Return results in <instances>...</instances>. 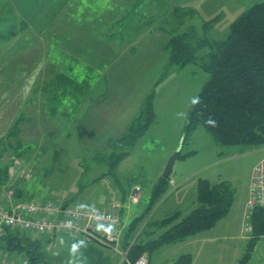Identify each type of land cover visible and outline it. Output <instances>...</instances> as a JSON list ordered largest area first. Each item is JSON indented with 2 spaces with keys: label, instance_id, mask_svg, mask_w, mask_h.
<instances>
[{
  "label": "rangeland",
  "instance_id": "rangeland-1",
  "mask_svg": "<svg viewBox=\"0 0 264 264\" xmlns=\"http://www.w3.org/2000/svg\"><path fill=\"white\" fill-rule=\"evenodd\" d=\"M262 1L81 0L77 4L75 2L70 4L65 13L68 16L64 26L68 28L57 30L55 23L53 28L41 38L31 33L25 36L24 32L18 34L14 41L3 42L6 39L0 37L2 40L0 41V76L5 79L3 81L4 94L0 95V117L2 119L0 127L3 128V132L0 130V134H6V131L17 120L19 126V130L13 137L4 139L3 143H0V158L3 157L2 161L0 159V168L14 155L17 158L20 157L19 160L24 163L26 159H30L31 163L34 161L36 174L34 173L25 200L50 201L57 204L62 199L69 198L71 205L79 206L84 197L91 198L94 204L109 203L108 199H111L112 195L115 200H118L119 197L122 199L123 195H129L130 190L132 193L134 185H137L142 191V200L137 210L143 206L148 208L147 212L142 215L144 217L138 223L131 238L139 240V242L154 232L159 234V218L161 216L173 215L172 213L183 214L187 210L193 209L194 205H198L197 187L200 180L209 181L212 185L226 183L232 192L234 202L227 217L220 223L218 222V225L216 224L215 230L218 233L227 231L228 235H239L236 233V226L241 220L244 201L249 199L250 177L256 164L253 153L259 147L219 145L202 127L194 128L187 134L185 128L188 125V119H183L185 118V108L192 109L197 95L205 83L210 80V74L194 65H189L184 69L167 68L165 54L162 61H159L157 49L151 43L147 45V48L153 58L148 63L132 64L131 68L125 64L130 69L126 75L134 73L133 79L138 78L139 84L134 81V87L139 95L145 91L150 92L147 87H153L159 79L162 77L163 79L154 91L155 96L158 97L155 98L156 102L154 101L157 126L150 128L130 151L129 157L122 161H118L117 156L126 151L114 149L112 152L108 148L107 152L102 154L92 148L94 146L93 144L91 146L88 138H80L81 126L84 129L86 127H83L84 116L78 113H82L86 109L90 103L89 100L87 99L78 107V99L68 100L66 96L62 95L63 90L55 93L52 83L61 74H69L68 70L72 68L71 72L77 76L78 82H81L85 76L92 83L95 82L91 88V92H94L93 98L99 92L101 96L105 95L106 84L98 74V69L93 68L91 59L86 60L91 55L96 56L95 49L99 47L96 38L98 35L95 34L96 32L94 33V30H97L100 25L93 26L91 21L95 19L96 22V19L99 18L100 22L101 15H103L100 8L108 7V4L114 8L117 6L118 18L136 9L135 14L133 13L132 27L140 24L143 20L145 22L153 20L152 25L134 33L130 38L131 41L135 39L136 42H139L145 37V32L159 26L165 28V31L172 35L195 32L198 37H205L214 42L226 39L231 25L250 8ZM75 5L80 11H71ZM2 7L4 5H1L0 2V9ZM182 9L192 12L183 24L180 22L179 26L174 14L175 11ZM5 11L8 10L6 8L4 11L0 10V35L3 37L9 36L12 30H21L18 19ZM211 20L216 21L212 22L208 32H204L205 22H211ZM25 37L30 42H27ZM48 39L55 41L57 45L48 44ZM22 44H27L23 47L28 50H23L20 53L31 58L26 64L31 67L35 76V80L31 84L34 92L28 94L27 97L22 94L26 85L25 77L18 84L21 96L12 89L11 75L13 71L17 74L18 70L17 65H12L18 61L17 58L21 59L17 56L18 52L16 51H18V45ZM62 45L78 50L66 51L61 48ZM49 47L53 49H49ZM105 47L112 49L113 52L106 53L112 60L119 55L122 56L125 49L128 51V45L119 40L111 41ZM61 49L64 50V54H61ZM44 55L47 57L44 58ZM93 62L95 64V60ZM141 64H147V66ZM120 65L116 69L117 77L123 81L125 76L120 74ZM24 68H20V70H25ZM26 74L27 72L24 76ZM73 74H71L72 77ZM159 97H161L160 103ZM20 98L27 100L19 101ZM28 100L30 102H27ZM108 100V103L112 102V99ZM161 103L163 105H160ZM181 127H184V131L179 139L177 130ZM178 149L181 158L176 160L171 172L170 184L167 185L168 192L161 199L156 198L154 194L156 186L159 185V179L163 175L165 169L163 167ZM4 150L6 152L2 153ZM12 153L13 155H11ZM10 166H12V161ZM103 176L110 177L113 184L103 186L99 179ZM185 177H187L186 180H184ZM172 180L177 184H171ZM183 181L186 182L179 184ZM113 188L116 189V195L112 191ZM79 191H84V193ZM246 209L247 207H245ZM244 221L245 218L242 226ZM28 236L39 243L47 264H104L99 254H87L86 251L90 246L82 236L65 234L53 237L33 233H28ZM138 236L140 239H137ZM157 236L151 238V242L156 241ZM243 239L237 243H225L229 249L232 247L237 249L238 260L235 264H264V236L244 235ZM73 245H77L75 251H73ZM91 247L97 249L99 245L92 242ZM100 249L102 252L110 253V258H112L111 251H106L103 246H100ZM156 251L151 255L154 264H159L169 257L168 251ZM228 257L230 258V256Z\"/></svg>",
  "mask_w": 264,
  "mask_h": 264
},
{
  "label": "trees",
  "instance_id": "trees-1",
  "mask_svg": "<svg viewBox=\"0 0 264 264\" xmlns=\"http://www.w3.org/2000/svg\"><path fill=\"white\" fill-rule=\"evenodd\" d=\"M141 1L138 0V2ZM109 5L108 7H99L103 14L101 15L103 23H101V20L99 22V18L96 19V22L95 19L91 21L93 26L100 25L97 30H94V33L96 32L95 34L98 35L96 38L99 47L95 49L96 56H93V58H97L99 66L95 69H98L97 71H99L98 74L101 75L102 81L105 80L104 71L117 59L112 60L106 55L109 51L113 52L111 48L105 47L107 43L109 44L114 40L126 43L128 52L134 55L137 40L131 41L130 38H132L134 33L140 32L141 28H146L153 23V20L149 22L143 20V22L136 24L133 28L132 19L136 9L118 18L119 11L116 9L117 6L114 8ZM191 12H186L184 9L175 11L174 17L177 25L180 26V22L183 24ZM215 21L205 22L203 26L204 32H208L212 22ZM157 31L166 33L170 38L167 47L170 60L167 68L184 69L189 65H194L211 75L210 80L205 83L201 92L197 95L192 109L188 112V125L185 128L187 134L194 128L202 127L219 145H249L263 148L264 0L241 15L231 25L226 39L221 41L212 42L205 37H198L195 32L172 35L165 31V28L159 26L153 27V29L145 33ZM18 32V30H12L9 36L3 37L0 35V37L6 39L3 42H8L17 36ZM103 36L106 38L105 40ZM1 38L0 41H2ZM126 40L129 41L127 42ZM71 70L72 68L68 71L69 74H61L60 77H56L53 81L52 89L55 93L63 90L62 95L66 96L68 100L78 99L77 105L79 107L87 100V96L95 82L93 84L86 76L81 82H78L77 76ZM71 74H73V77ZM154 91L147 97L141 113L133 120L126 134L122 138L111 142L109 149L112 152H114V149L126 151L117 156L118 161L129 157L130 151L146 135L155 122L156 114L153 103L156 96ZM99 96L101 97V95ZM18 128L17 120L5 139L13 137ZM18 159L21 158L18 157ZM10 167L9 165L0 168V192L7 182L11 180L9 175ZM169 182L170 177L168 179L160 178L154 194L156 198L159 197L161 199L166 195ZM18 183H24V181L19 180ZM105 183L107 185L110 184L106 180ZM197 195L198 205L188 216L180 219L181 215L176 213L161 223L162 227H168L169 229L158 240L149 242L146 245L138 244L135 240L128 253L129 261L134 263L146 254L152 255L164 245L182 242L197 234L213 229L219 221L227 217L234 202L232 192L226 183L212 185L209 181L200 180L197 187ZM141 220L142 218H139L135 223H139ZM252 225L254 228L253 234L264 236V208L255 210L252 217ZM16 232L18 233H11L8 230L5 239L0 242V249L25 253L29 264H47L45 254L41 251L39 243L30 239L23 232ZM130 237L131 235L127 239ZM131 244L128 242L125 250ZM98 245L102 244L98 243ZM174 264H192V259L189 255H184Z\"/></svg>",
  "mask_w": 264,
  "mask_h": 264
},
{
  "label": "crops",
  "instance_id": "crops-1",
  "mask_svg": "<svg viewBox=\"0 0 264 264\" xmlns=\"http://www.w3.org/2000/svg\"><path fill=\"white\" fill-rule=\"evenodd\" d=\"M0 2H1V5H4V7H2L0 10L4 11L6 8L8 10L7 11L8 13L13 14L18 19V22L21 25L20 27L21 30L18 32V34H20L21 32H24V35L26 36V34L31 33L33 35H36L38 38L39 37L41 38L42 35L47 34V31L53 28L55 23L57 24V30H61L62 28H68L64 26V24L67 22L66 19L68 16V15H65V13L68 11L70 4H73L74 2L75 4H77L81 2V0H0ZM71 11L78 12L80 11V9H78V7L75 5V8L72 9ZM15 37L12 38V41H14ZM25 39L27 42H30V40H28L27 37H25ZM48 40L50 41V42L49 41L47 42L48 44L57 45L55 41H51L50 39ZM169 41H170L169 36L164 32L157 31L155 33L154 32L145 33V37H143L139 42L135 43V54L134 55L130 54L125 49L126 51L124 50L123 52L124 54L122 56L119 55L117 59L113 61V64L109 66L106 71H104L103 76L105 80L103 81L106 84V90L104 93L105 95H102L100 97L99 96L100 94L99 95L96 94V96L94 97L95 99H94L93 93L90 90V93L87 96V99L89 100L90 103H88L86 109L82 113H78L77 111L78 114H82V116H84L83 117L84 120H82L83 127H86L84 129L81 126L80 130L82 131V133L80 132L79 135H80V138L81 137L88 138V141L91 144V146L92 144L94 146L92 148L97 150L96 152H99L102 154L107 152L111 142L122 138L126 134L133 120L141 113L143 106L145 104V101L147 97L149 96V94L159 87L158 84H160L161 80L163 79V77L159 79V81L156 82L153 85V87L152 86L149 88L147 87V89L150 92L147 93L145 91L144 93L139 95L138 92H136V89L134 87V84H135L134 81L139 84V81H137L138 78L135 77V79H133L134 73L126 75V73L130 71V69H128L125 64H127L131 68L132 64L148 63V61L153 58L149 53V49L147 48L148 47L147 45L151 43L152 46H154L157 49V55L160 58L159 61H162V57L165 54V65L167 67L169 65V60H170L168 49H167ZM59 44H62V43H59ZM25 45L27 44L18 45L19 48H18L17 56L21 59L19 60L16 57L18 61L15 62L14 65L12 66L17 65L18 67V70L16 71L17 74H15V71H13L11 76H12V83H13L12 89L16 90V93L19 96L21 95L19 92L18 84L20 81H23L25 77L26 85L23 89L22 94H25L27 97L28 94H32L34 92L31 84L35 80V76H34V71H31V67L26 64V62H28V60L31 58L27 56H23L20 53L23 50H28L27 48L23 47ZM50 46L53 47L52 45ZM61 48H64L66 51L78 50V49H74L69 46L66 47L65 45H62ZM49 49H53V48L49 47ZM61 51H62L61 54H64L63 52L64 50L61 49ZM127 54H130V55H127ZM46 57L44 55V58ZM89 59H91L92 61L93 68H97L99 66L97 64V58L94 59L93 55L88 57L86 61H88ZM92 59L95 60V64ZM45 63H46V60H45ZM119 65H120V70H121L120 74L125 76V79H123V81L119 80V78L117 77L118 73L116 69L118 68ZM141 65L147 66V64H141ZM24 66H27V68H24ZM20 68H24L25 70H20ZM58 71L60 72V70ZM26 72L27 74L24 76ZM52 73L57 74L55 71H52ZM4 80H5L4 77L0 76V95L2 96L4 94V88H3ZM155 98H158V97L156 96ZM108 99H112V102L108 103L109 101ZM160 99L161 97H159V103H160ZM20 100L26 101L27 99L20 98L19 101ZM27 102H30V101L28 100ZM155 102H156V99H155ZM160 105H163V104L161 103ZM155 107H156V104L154 103V109ZM189 110L190 109H188V107L185 108V112H184L185 118L183 119L187 118L186 114L188 115ZM0 120H2L1 117H0ZM156 120L157 118H155V122L150 128L157 126ZM14 124L15 123H13V125L9 128V130L6 131V134L4 133L0 134L1 144L3 143V140L5 139L7 133L11 130V128H13ZM0 130L1 132H3L2 126L0 127ZM183 131H184V127H181L179 128V130H177V136L179 133V139L181 138ZM85 143H88V142L85 141ZM16 147L18 148L19 146L17 145ZM5 152H6L5 150L2 151V153H5ZM253 154L255 155V162L258 163L259 161L264 159V147L255 149ZM11 155H13V153ZM14 158H16L15 155L12 156L10 160L7 161V163H5L3 166H9L11 161H13ZM0 159L2 161L3 157H1ZM25 163H27L26 166L30 167L31 165L35 168L34 161L31 163L30 159L28 160L26 159ZM165 167L166 166L164 165L163 168ZM99 176L101 175L99 174ZM186 178L187 177H185L184 180H186ZM99 179H100V183L103 186H110L111 184H113L110 177L103 176ZM102 179L103 180L107 179L106 182L109 181L110 184L107 185L105 181L101 182ZM9 181L7 182L6 185H10L11 189H14L15 191V196L12 199V203L30 201V200H25V199L28 196V192L30 190L29 186L32 180L31 182H28V183H25V182L18 183V181H15V180L13 181L9 180ZM185 182L186 181H183L179 184H182ZM171 184L174 185L177 183L176 181L172 180ZM134 186H137V185H134ZM5 187L0 192V202L2 203L3 202L5 203L6 201ZM115 190L116 189L114 188L112 189V191L116 195ZM109 191L111 192V189ZM79 192L84 193V191H79ZM130 193H131V190L129 192V195L127 196L123 195L122 199L121 197H119L118 200H115V197L112 195V198L108 199L109 203H102V204L100 203L94 204L91 198L84 197L81 201V205L76 206L80 208L92 207V208H95L101 211H107V212L114 211V213L119 216L122 222L123 229H122L121 238H120V245H121L120 251H114L109 246H103L104 248H106V251L112 252V258H110V253L108 254V252L105 253L101 251L100 246L102 245H99V248L95 249L91 247L92 242H87L88 245L90 246L86 251L87 254L90 255L92 252L99 254L102 260L104 261V264H126L123 261L122 253L123 251H125V247L128 242L130 243L135 242L136 239L135 240L131 239L138 225V223H135V222L137 219L143 218L144 216L142 215L146 213L148 210L146 206L140 207L141 209L137 210L139 209L138 206L140 205V203L138 205H130L129 204ZM247 201L248 199L247 200L245 199L244 205L242 206L243 213L241 216V220L237 223V226H236V233H239V235L238 234L228 235L227 231L218 233L215 230L218 225L217 224L213 229L209 230L208 232L201 233L196 236L190 237L182 242L172 243V244H168V245H164L160 247L158 249L159 252L168 251L169 257L159 262V264H174L181 256H184V255H189L191 257L192 264H235L236 260H238V256L236 254L237 249L235 247H232L229 249L227 245H225V243H237V241L244 240L242 237L243 229H242V235H241V226H242L243 219L245 217V212H246L245 207H246ZM67 204L71 205L69 198L62 199L58 203V205H67ZM161 205L159 206V208L161 207ZM71 206H75V205H71ZM196 207L197 205H194L193 209H189L186 211V213H183V214L180 213L181 214L180 219L188 216ZM167 214H170V213H167ZM169 216H172V215H163L159 218V226H160L159 234L154 232L152 233L151 236L145 239H142L141 242H139V240L138 241L136 240V243L146 245L149 242H151V238L155 237L156 235H158L157 238L159 239L169 229L168 227L165 228V227H162L161 225V223L165 219L169 218ZM221 221H219V223ZM11 233H18V232L11 231ZM65 234L67 235V233H63L60 235H65ZM129 235H131V237L127 239ZM57 236L59 235H55L53 237H57ZM137 239H140V236ZM172 251L173 253L171 254ZM2 252L7 255L9 261L21 262L22 260H28L25 253L10 252L7 249L3 250ZM146 255L148 257L149 264H154L152 256L151 255L149 256L148 254ZM228 256H230V258ZM228 258H229V261L228 263H226V260Z\"/></svg>",
  "mask_w": 264,
  "mask_h": 264
},
{
  "label": "built area",
  "instance_id": "built-area-1",
  "mask_svg": "<svg viewBox=\"0 0 264 264\" xmlns=\"http://www.w3.org/2000/svg\"><path fill=\"white\" fill-rule=\"evenodd\" d=\"M34 174L32 167L24 166L19 160H14L9 169L13 181H30ZM13 190L6 191V202H0V242L5 239L8 230H18L25 234L60 235L63 233L82 236L87 242H98L120 251V238L123 229L118 215L101 211L92 207L80 208L62 205L50 201H30L12 203ZM142 191L135 187L130 196V202L136 205L140 202ZM245 212L243 237L253 235L252 217L257 208H264V159L258 162L252 170L249 199ZM133 243L123 251V261L126 264H149L146 256L132 263L128 253ZM0 264H29L9 261L7 255L0 251Z\"/></svg>",
  "mask_w": 264,
  "mask_h": 264
},
{
  "label": "water",
  "instance_id": "water-1",
  "mask_svg": "<svg viewBox=\"0 0 264 264\" xmlns=\"http://www.w3.org/2000/svg\"><path fill=\"white\" fill-rule=\"evenodd\" d=\"M180 157V150L178 149L176 153L168 160L166 167L164 169L162 177L164 179H168L171 175V172L173 170V167L175 165L176 160ZM66 208V206L63 207V210Z\"/></svg>",
  "mask_w": 264,
  "mask_h": 264
},
{
  "label": "clouds",
  "instance_id": "clouds-1",
  "mask_svg": "<svg viewBox=\"0 0 264 264\" xmlns=\"http://www.w3.org/2000/svg\"><path fill=\"white\" fill-rule=\"evenodd\" d=\"M77 248V245H73V251H75Z\"/></svg>",
  "mask_w": 264,
  "mask_h": 264
}]
</instances>
